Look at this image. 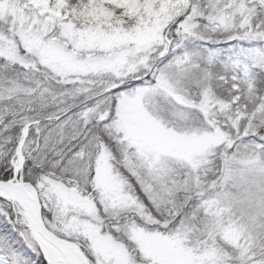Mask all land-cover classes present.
I'll return each instance as SVG.
<instances>
[{
	"label": "snow or ice",
	"instance_id": "obj_1",
	"mask_svg": "<svg viewBox=\"0 0 264 264\" xmlns=\"http://www.w3.org/2000/svg\"><path fill=\"white\" fill-rule=\"evenodd\" d=\"M0 264H264V0H0Z\"/></svg>",
	"mask_w": 264,
	"mask_h": 264
}]
</instances>
